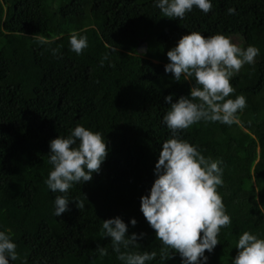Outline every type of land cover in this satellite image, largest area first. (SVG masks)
<instances>
[{
  "label": "trees",
  "instance_id": "trees-1",
  "mask_svg": "<svg viewBox=\"0 0 264 264\" xmlns=\"http://www.w3.org/2000/svg\"><path fill=\"white\" fill-rule=\"evenodd\" d=\"M212 5L205 21L195 7L182 20L163 17L154 0H0V230H11L18 253L9 264H122L102 228L117 216L126 235L144 234L130 251L157 253L147 264H181L170 249L171 258L161 260L165 246L140 211V197L156 178L162 143L172 138L163 123L170 109L164 97L171 94L175 103L195 83L164 72L167 52L193 31L260 50L230 80L229 98H246L238 122L201 121L178 133L223 169L217 191L231 224L221 228L214 250L205 251L207 264H231L245 231L264 238V0ZM73 31L88 39L80 55L70 49ZM38 36L55 39L41 45ZM141 38L143 53L136 50ZM77 125L100 132L108 155L91 181L67 193L84 206L70 202L57 217L54 199L63 194L45 183L49 142Z\"/></svg>",
  "mask_w": 264,
  "mask_h": 264
},
{
  "label": "clouds",
  "instance_id": "clouds-1",
  "mask_svg": "<svg viewBox=\"0 0 264 264\" xmlns=\"http://www.w3.org/2000/svg\"><path fill=\"white\" fill-rule=\"evenodd\" d=\"M154 6L163 17L182 20L193 8L204 14L212 10V0H154ZM228 8V14H234ZM41 45L51 44L55 38L36 37ZM72 52L80 55L88 47L87 36L73 31L69 36ZM53 55L57 49H51ZM116 52V49H110ZM260 50L254 45L246 48L232 41L231 37L216 34L204 37L200 32H189L167 52L169 63L164 72L171 73L176 82L194 78L188 96H181L171 103L173 96L164 97L170 109L163 116V123L172 138L162 143L154 166L155 179L148 195L140 197V211L154 230L155 237L165 246L161 260L170 259V251L178 253L181 264H207L205 251L211 253L219 243L221 228L231 224L222 197L217 191L223 186V169L220 161L205 157L178 133L201 121L219 122L231 126L238 122V113L246 107V98L237 95L230 80L245 64H253ZM105 55L100 66L103 67ZM48 163L52 166L45 181L51 192H59L54 199V215L60 217L69 210L67 193L75 184L92 180L99 173L108 155L107 142L100 132H93L81 125L71 130L67 137L58 136L49 142ZM77 208L83 203L75 202ZM133 218L129 224L133 227ZM104 237L110 238L112 250L122 264H147L157 253L130 251L143 237L136 233L126 235L128 226L120 217L104 220ZM123 249V251H122ZM238 253L231 264H264V238L248 231L239 236ZM100 255H107L104 247L97 246ZM18 259L17 244L11 230H0V264Z\"/></svg>",
  "mask_w": 264,
  "mask_h": 264
},
{
  "label": "water",
  "instance_id": "water-1",
  "mask_svg": "<svg viewBox=\"0 0 264 264\" xmlns=\"http://www.w3.org/2000/svg\"><path fill=\"white\" fill-rule=\"evenodd\" d=\"M136 50H137V52H139V53H143V52H145V50H146V42H145L144 38H141V39L139 40L138 45H137V47H136Z\"/></svg>",
  "mask_w": 264,
  "mask_h": 264
},
{
  "label": "rangeland",
  "instance_id": "rangeland-1",
  "mask_svg": "<svg viewBox=\"0 0 264 264\" xmlns=\"http://www.w3.org/2000/svg\"><path fill=\"white\" fill-rule=\"evenodd\" d=\"M198 10V12L202 15V17H203V19L205 20V21H208V20H210L212 17H213V7H212V10L209 12V13H207V14H204L201 10H199V9H197Z\"/></svg>",
  "mask_w": 264,
  "mask_h": 264
}]
</instances>
